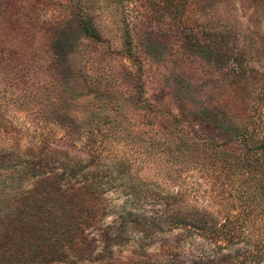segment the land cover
I'll return each mask as SVG.
<instances>
[{"label": "rangeland", "instance_id": "374dc122", "mask_svg": "<svg viewBox=\"0 0 264 264\" xmlns=\"http://www.w3.org/2000/svg\"><path fill=\"white\" fill-rule=\"evenodd\" d=\"M70 1L0 0V220L32 183L30 156L19 153L50 146L87 158L97 149L101 160L127 167V187L109 178L114 168L105 179L114 210L105 224L114 232L121 207L134 209L135 194L145 192L137 181L149 179L165 198L181 191L217 228L226 224L222 234L235 243L215 253L214 234L178 225L147 248L131 233L113 247L114 259L158 256L169 244L189 262L210 253L211 264H264V159L248 151L259 136L253 127L264 136V0L257 10L254 0H179L186 10L174 25L165 13L144 18L150 0H81L77 11ZM81 19L91 24L88 35ZM215 29L232 34L231 52L196 45ZM99 128L105 135L91 142ZM245 134L248 146L240 147ZM155 201L138 206L162 209ZM247 244L261 251L244 254Z\"/></svg>", "mask_w": 264, "mask_h": 264}, {"label": "trees", "instance_id": "16d2710c", "mask_svg": "<svg viewBox=\"0 0 264 264\" xmlns=\"http://www.w3.org/2000/svg\"><path fill=\"white\" fill-rule=\"evenodd\" d=\"M254 1V9L257 10L261 1ZM82 4L81 0H73L68 3L67 9L72 7L77 11L81 9ZM149 4V11H146L144 18L147 19L148 15L157 17L158 14L165 13L173 25L183 21L180 15L186 10V4L179 3V0H150ZM87 22L80 20L85 35L91 32V24ZM53 23L52 27L58 29V22L54 23V26ZM126 31L124 41L133 54V38L136 36L132 34L131 27ZM195 43L208 51L221 50L227 53L233 48L232 34L225 30H209L203 38L195 40ZM99 129L93 130L91 142L97 141L95 138L97 133L105 135L106 132ZM257 129L253 127L250 133L252 137L255 134L259 136L254 138L256 144L248 151L259 149L261 158L264 159V136L262 137V132ZM247 138L248 135L245 134V140H241L238 146H248ZM89 151L90 154L86 152L87 158H85L68 149L40 146L18 154L22 159L27 155L30 156L31 162L24 167H30L34 171H32L31 185L22 186L21 192L18 193L15 209L0 220V232L3 231L0 264H211L214 262L216 255L210 253L196 256L194 258L199 257V259L189 262L172 254L171 249L174 247L169 244H164L159 249L160 253L163 250L167 251L158 256L130 258L126 262L114 259L113 247L123 243L131 233L143 235V241L139 242V245L144 248L147 245L146 240L149 246L155 243L156 236L166 231L172 232L178 225L186 227L191 233L202 234L201 236L214 234L215 253L234 248L235 243L225 238L230 236L229 232L222 234L226 224L222 228H217L215 217L212 218V222L209 221L205 216L207 215L205 209L190 202L181 191L167 192L169 194L165 198L162 193L165 190L164 186L149 179L137 181L142 184L141 188H145V192L142 194L140 191V194H135L136 202L139 205L142 200L152 198L157 200L152 208L159 205V200L163 208L147 210L144 204L135 205L134 209L121 207L114 221L118 219L122 228L114 232L112 222L105 224V218L114 212L105 194L107 190L105 185L111 180L105 179L108 177V171L114 168L117 175L109 178L119 180L121 185L127 187L129 184L126 182L128 172L124 165L125 160L117 162L101 160L98 158L97 149ZM131 187L138 192L137 187ZM254 211V209L250 210L251 213ZM246 212L250 213L245 209L240 214L244 215ZM94 230H97L98 237L92 235ZM248 245H245L247 250L244 254L253 252L257 255L261 251L260 249L252 251ZM241 249L239 246L237 250ZM221 257L220 260L226 258Z\"/></svg>", "mask_w": 264, "mask_h": 264}]
</instances>
